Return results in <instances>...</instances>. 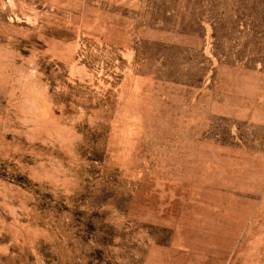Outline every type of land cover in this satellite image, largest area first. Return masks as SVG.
Returning <instances> with one entry per match:
<instances>
[{"label":"rangeland","instance_id":"1","mask_svg":"<svg viewBox=\"0 0 264 264\" xmlns=\"http://www.w3.org/2000/svg\"><path fill=\"white\" fill-rule=\"evenodd\" d=\"M0 264H264V0H0Z\"/></svg>","mask_w":264,"mask_h":264}]
</instances>
